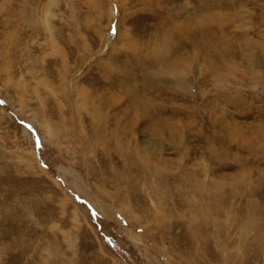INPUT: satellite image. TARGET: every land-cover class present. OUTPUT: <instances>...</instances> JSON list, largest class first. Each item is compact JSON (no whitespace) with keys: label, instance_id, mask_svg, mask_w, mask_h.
<instances>
[{"label":"rangeland","instance_id":"1","mask_svg":"<svg viewBox=\"0 0 264 264\" xmlns=\"http://www.w3.org/2000/svg\"><path fill=\"white\" fill-rule=\"evenodd\" d=\"M0 264H264V0H0Z\"/></svg>","mask_w":264,"mask_h":264}]
</instances>
